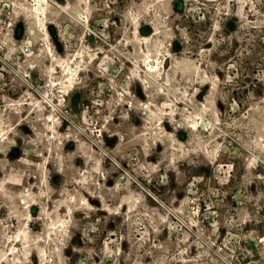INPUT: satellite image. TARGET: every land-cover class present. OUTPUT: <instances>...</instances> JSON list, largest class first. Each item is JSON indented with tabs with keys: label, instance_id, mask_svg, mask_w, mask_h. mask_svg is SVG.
Here are the masks:
<instances>
[{
	"label": "rangeland",
	"instance_id": "374dc122",
	"mask_svg": "<svg viewBox=\"0 0 264 264\" xmlns=\"http://www.w3.org/2000/svg\"><path fill=\"white\" fill-rule=\"evenodd\" d=\"M32 1L0 0V264H264V0Z\"/></svg>",
	"mask_w": 264,
	"mask_h": 264
},
{
	"label": "bare ground",
	"instance_id": "6f19581e",
	"mask_svg": "<svg viewBox=\"0 0 264 264\" xmlns=\"http://www.w3.org/2000/svg\"><path fill=\"white\" fill-rule=\"evenodd\" d=\"M32 2H33V4L29 8L31 13L33 14L31 16V18L33 17V18H35L38 21L40 20V22H39L40 26H42V28L46 29V25L48 23H46L44 20L47 17V13H49L48 12V8L50 6L49 5L50 0H49V2H48V0H33ZM51 3L52 2H50V4ZM56 6L59 7V8L62 7V6L58 5L57 3H56ZM25 10L28 11V8H25ZM146 39L147 38H145V40ZM46 52L48 53V48H46ZM48 55H49V53H48ZM52 61H54V66L55 67L62 68V74L64 76L63 85L65 84L64 87H67V88L71 87V85L73 84V80H75L77 78V74H76L77 72L74 69H72V67L70 66L72 64L70 62V60H68V61H59V62L56 63V59L52 56ZM143 64L144 65H143V68L141 69V72H142V75H143L142 78L144 80V84L147 83L146 80H150V81H155L156 82V79H157V81H158V79H159L158 76H160L159 75L160 68H162L160 66V63H158V62L154 63L152 61V57L146 54V56L144 57ZM63 91L66 92V93H64V96H67L68 93H69L68 90L67 89L66 90L63 89ZM50 107L54 108L53 104H50ZM50 118H49V121H52L53 117L51 116ZM195 126L198 127V128H201L204 131L207 128V123H205L203 121V119L201 117H199L198 125H195ZM193 127H194V125H193Z\"/></svg>",
	"mask_w": 264,
	"mask_h": 264
},
{
	"label": "built area",
	"instance_id": "2783aa9c",
	"mask_svg": "<svg viewBox=\"0 0 264 264\" xmlns=\"http://www.w3.org/2000/svg\"><path fill=\"white\" fill-rule=\"evenodd\" d=\"M97 144H98L99 148H103L104 147V142H103V140L101 138L98 139Z\"/></svg>",
	"mask_w": 264,
	"mask_h": 264
}]
</instances>
